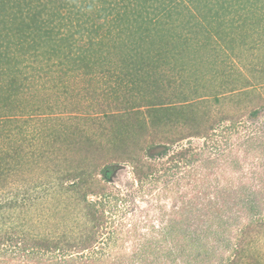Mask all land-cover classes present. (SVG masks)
Returning <instances> with one entry per match:
<instances>
[{
    "label": "trees",
    "instance_id": "obj_1",
    "mask_svg": "<svg viewBox=\"0 0 264 264\" xmlns=\"http://www.w3.org/2000/svg\"><path fill=\"white\" fill-rule=\"evenodd\" d=\"M255 38L264 41V0H0V138L13 129L26 133L24 124H18L28 121L23 105L33 101L37 74L54 77V86L65 82V89L69 77L81 74L92 81L100 75L107 89L103 98L125 102L116 111L103 110L110 126L102 121L105 141L96 145L97 155L85 157L92 167L88 162L75 165L64 154L68 165L60 171V188L72 193L83 212L81 232L38 237L5 229L0 232V264H16L9 254L22 264H264L259 241L264 233V161L253 158L255 151L264 155V140L252 135L257 127L235 142L224 136L238 132L239 119L247 113L255 121L264 108V92H257L264 86V65L254 81L233 70L217 82L223 73L221 52L242 51L240 44ZM171 63L175 74L165 70ZM107 76L117 85L107 87L112 80ZM120 91L126 93L123 98ZM234 100L246 101L249 109L222 114L224 104ZM173 128L177 132L167 134ZM59 133H53L57 140ZM77 134L70 131L63 141ZM193 137L205 138L204 143L160 152L167 143ZM13 141L6 150L0 147L1 187L13 172L27 170L26 164L39 165L38 158L28 159ZM165 155V161H156ZM121 162L132 164L141 187L166 176L163 191L178 205L160 241L148 239L139 251L135 247L109 261V251L98 245L104 238L109 244L123 237L118 229L113 234L108 230L106 197L117 202L123 193L109 189L98 173L107 179ZM227 170L231 175H222ZM187 177L190 188L182 190ZM15 194L10 200L0 198V213L19 207ZM6 244L19 246L17 254L11 250L4 256Z\"/></svg>",
    "mask_w": 264,
    "mask_h": 264
},
{
    "label": "rangeland",
    "instance_id": "obj_2",
    "mask_svg": "<svg viewBox=\"0 0 264 264\" xmlns=\"http://www.w3.org/2000/svg\"><path fill=\"white\" fill-rule=\"evenodd\" d=\"M255 37L257 38V36ZM256 38L252 42L253 45L252 43L240 44L244 47V49H241L242 51L235 50L231 52V50L225 48V51L221 52L223 63L219 60V68L222 66L223 73L217 80L218 84L222 76H226L228 72L233 70L236 75L241 72V76L249 77L251 81L255 80L254 76L261 74L264 65V41L261 42ZM250 47L251 49L246 51ZM166 68L165 70L168 73L175 74L172 63L167 65ZM225 68L226 72H224ZM238 70L240 72H237ZM28 74L33 75L32 70H29ZM34 77L39 84L37 90L32 91L33 101H29V103L26 101L23 105V107L26 106L28 121L26 124L24 121H20L18 124H24V130L27 131L26 133H20L18 130L13 129V134H9L5 139L4 137L0 138V147L4 150L8 149L12 138L17 149L24 150L30 160L38 158L36 161L39 165L26 164L24 167L27 170L20 174L17 171L13 172L9 177V184L6 187L0 186V198L3 201L12 199L16 195L15 193H18V204H20L14 211L12 208L6 207L2 209L0 213V232L15 227L19 233L18 235L27 233L38 237H59L67 232L78 234L84 228L85 217L75 199L71 197L72 193L60 188V171L67 168L68 165V162L64 160V154L67 152L71 155L69 157L74 159L73 164L75 165L80 162L87 163L88 161L85 158L87 155L92 159L98 142L105 141L100 133L102 132L100 128L102 121L106 127L110 126V121L103 115V110L112 109L116 111L121 109L125 102L114 101L112 97L108 98L107 96L103 98L101 92L107 89L105 88V79L100 75H98V79L92 81H89V78L85 79L84 75L81 74L77 77H69L67 82L71 85L66 89L63 84L65 82L57 85L58 87L54 86L56 83L53 81L54 77L50 78L40 74ZM106 79H112L109 80L110 85L107 87L117 85L111 76H107ZM241 80H238L239 83H241ZM221 86L223 85L221 84ZM259 86L257 92H264V86ZM229 89L232 88L227 85V90ZM173 93L175 95V92ZM125 94L120 91L118 97L123 98ZM26 97L27 94L22 99L25 101ZM28 97L31 98L30 95ZM245 105L246 101L240 104L237 100L226 102L222 107V114L230 113L232 115L235 111H241L242 109L247 111L249 108ZM219 106L221 107V105ZM37 108L39 110L35 112ZM213 108L214 112H219L218 106ZM51 111L55 113L52 114ZM22 119L26 120L27 118L22 117ZM239 120L242 123L239 125L238 132L235 130L231 134L225 132L224 136L228 137L230 135L235 142L242 137H247L250 128L257 127L252 135L259 138L260 141L264 140V108L260 110V114L255 121L251 120L249 113ZM228 123L229 121L222 123L219 128ZM66 130L68 131L65 133ZM74 130L78 132L75 136L77 139L73 137L68 141H63V137ZM56 131L60 132L61 139L58 138L57 140L58 136H54L53 133ZM176 132L177 129L173 128L169 129L167 134L172 135ZM154 135L163 136V134L157 133ZM87 137L91 140L89 144L86 141ZM204 140L205 138H187L175 144L167 143L165 144L166 148L163 146L164 149H159H161L160 152L166 149L172 152L174 149L180 148L181 145H188L189 142H193L195 146H200L204 143ZM161 144L164 145V143ZM255 153L253 157L255 161L260 159L264 161L262 153L260 154L258 151H255ZM41 156L42 158H40ZM45 156H49L48 160L44 158ZM167 156L157 157L159 159L156 161H165ZM60 162L62 164H58ZM92 163L88 162L87 164L92 167ZM256 165L259 166L260 164ZM248 167L246 170L249 169ZM222 175L229 176L231 171L227 170ZM197 176L199 177L200 174L198 173ZM189 177L185 179L186 181L184 180L182 190L190 188L188 185ZM98 178L103 181L107 180L109 189L114 192L120 189L123 193L121 194L122 198L117 202L111 199V195L106 197L108 198L106 207V215L109 217L108 230H111L113 234V231L118 229L120 232L119 237H123L111 241L109 244L104 238V242L102 241L98 245L99 248L102 246L109 251L111 257L109 261H112L115 257L119 258L125 253H127L126 255L133 253L135 247L139 251V248L141 249L140 244L148 242V239L156 243L160 241L164 235L162 228L170 224V220L174 218L172 210L174 206L178 205L172 198V194L163 191V180L167 177L164 176L159 182L144 181V186L141 187V184L135 179L132 164L121 162L118 166H115L107 179L105 174L101 172L98 173ZM89 199L96 200L98 198L96 195H90ZM109 233L101 234V237H106ZM125 236L129 237L124 241ZM259 241L264 249V233L262 237L260 236ZM160 246H163V243L160 242ZM18 248L19 246L6 244L2 248L4 249L3 255L6 256L7 253H11V250L17 254ZM8 256L14 257L16 264H22L21 261V263L17 261V259L20 260L17 255L9 254ZM125 260H127V256Z\"/></svg>",
    "mask_w": 264,
    "mask_h": 264
}]
</instances>
